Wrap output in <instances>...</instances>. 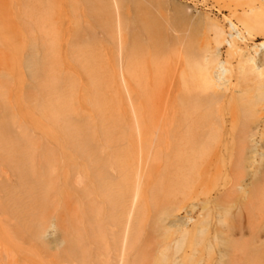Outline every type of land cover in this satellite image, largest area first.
<instances>
[{
	"label": "rangeland",
	"instance_id": "374dc122",
	"mask_svg": "<svg viewBox=\"0 0 264 264\" xmlns=\"http://www.w3.org/2000/svg\"><path fill=\"white\" fill-rule=\"evenodd\" d=\"M116 1L0 0V110L13 119L14 137L24 133L32 141L36 171L53 173V197L68 190L63 203L86 233V264H167L175 257L185 264H220L222 251L232 253L228 241L240 243L238 250L256 249L264 260V197L252 224L244 209L252 182L260 171L264 176V82L245 64L264 42V0ZM229 20L247 37L236 45L243 54L225 42L231 41ZM244 23L252 26L251 35ZM217 52L227 69L221 83L205 76V59ZM43 69L48 98L39 89ZM233 92L235 99L212 108L189 103L197 95ZM53 108L54 118L86 125L105 176L95 175L90 164L87 171L68 169L66 180L61 168L67 163L42 126L53 127L41 116ZM260 125L257 153L240 167L246 133ZM179 145L187 167L174 162L180 161ZM41 153L55 160L47 163ZM1 182L17 185L11 166L0 159ZM236 184L243 189L233 192ZM123 189L128 211L118 224L105 197ZM84 190L93 193L86 202ZM1 201L0 264H55V237L47 246L34 240L22 216L2 209ZM85 203L81 224L75 214ZM166 213L190 221L183 240Z\"/></svg>",
	"mask_w": 264,
	"mask_h": 264
},
{
	"label": "bare ground",
	"instance_id": "6f19581e",
	"mask_svg": "<svg viewBox=\"0 0 264 264\" xmlns=\"http://www.w3.org/2000/svg\"><path fill=\"white\" fill-rule=\"evenodd\" d=\"M116 2L113 3L114 7H117L116 4L119 5ZM117 9L119 8L117 7ZM228 22H229L230 31H231L228 37L231 39V41H228V40L226 41L225 39V42L229 44V47L232 50L234 51L236 50L235 52L239 54H243L244 51L240 48L237 49L236 45L246 44L247 37L244 31L242 30V28L239 27L236 23H234L232 20H229ZM118 25L121 26L120 24ZM243 25H244L243 29L246 30V34L251 35L252 26L249 23H244ZM217 35L219 39H222V37L224 36V32L220 31L217 33ZM2 38L6 44L7 38L6 37L5 38L2 37ZM122 48L123 47H121V50ZM253 50H254V55L247 57V61L245 62V64L248 65L249 72H251L252 74H256L259 80H261V82H264V42L256 44L253 47ZM219 56H220V53L217 52L213 60H211L210 58L205 59V62H206L205 63L206 64L205 76L207 79L211 78L212 81L217 82V83H221V81L224 79L223 76L227 73V69L225 68V62L220 61ZM14 68H16V66H14ZM121 70L122 68L120 66V71ZM44 73H45V69H43L39 75L40 76L39 89H40V94L48 98L50 95H47L44 93L46 92V90H50V88L48 86H45L43 83L42 76L44 75ZM46 74H47V70H46L45 75ZM57 92L59 93V91ZM236 93L237 92H233L230 96L229 95L225 96L224 93L212 94L209 96L206 95L204 97H202L201 95H197L195 97H191L189 103L191 104V106L193 103V105L197 106L198 108L203 107V108L208 109L209 107L212 108L214 106L221 104L222 100L231 101L235 99ZM52 95H54V93H52ZM35 100H37V98H35ZM51 101H50V104H51ZM40 104L43 106H46L44 105L42 99H40ZM57 105L59 106V104ZM0 111H2L0 112V159L7 162L11 166V169L14 175L17 177L16 186H10L9 184L7 185L4 182L0 183V197L3 198V201H1L2 209L5 208L7 211L12 210V212L15 213L16 216L17 215L18 217L22 216V219H24L25 222H27L26 228L28 232L26 233H29L30 237H32L34 240L46 246L53 243L49 241L53 240L54 237L50 236L46 242H43L40 239H38L41 226L47 224L49 221H56L55 224H56L57 229H59V233H57V235L55 236V241H54L55 246L51 247L52 250L58 252L57 254L53 255L55 264L57 263L60 264L64 262L74 263L76 261L78 263L80 262L81 264H86V255L89 253V249L84 239L86 236V233L84 236L83 234L84 232L82 231V228H80V230L78 231V228L75 227V222H77L78 219H76L74 215H70L69 212L66 211V208L63 203L64 199L67 200V198L68 199L70 198V195L67 192L68 190L61 189L58 191L57 198L56 196L55 198L53 197L54 190H55V187H54L55 185L53 181L51 180V178L53 177V173L52 174L51 173L49 174L48 172L44 173L43 170H41L40 172L36 171L33 164L31 165L32 157H33L32 150L34 148V146L32 145V141H29V140L26 141V139L24 138L25 136L24 133L21 134V137H18V138L14 137L13 122H12L13 119L8 118L11 116H9L6 109L0 110ZM53 111H54V108L52 109V113L50 112L48 116L42 113L43 111L41 112L42 113L41 116L53 127L49 128L45 124H42V126L47 129L48 131L47 135L53 138L54 144L58 147L60 154L62 155V157L67 163L66 169L63 167L61 168L62 173H64V176L67 177L66 180H68V175H69L68 169L70 168L82 169V170L86 169L87 171L90 167V164L93 165V173L95 171L97 172V174L95 175H97L98 177L105 176L104 174H102L103 167L97 161L98 159L97 157H95L96 153L93 152V147L91 146V144H89L92 139V136L88 135L87 133L88 130H86L87 127H85L86 125L83 124L82 126L80 122L78 125V123L76 124V122L72 120L73 118L69 120L70 117H68L67 119L65 118L63 120L59 118H54L53 114L55 112L53 113ZM57 115L59 116V114ZM54 116L56 117V114H54ZM60 118L62 117L60 116ZM202 118L204 120V123H207L208 121L207 116L206 115L202 116ZM259 128H261V125L256 127L251 132L246 133V136L242 142L244 146L240 154L242 157V159L239 161L240 167H243L244 160L250 161L254 157V155L257 153V149L259 145V142L257 139V136L260 130ZM175 154L179 156L178 158H180V161L175 160L174 162L175 163L176 161L178 163L180 162L179 167L183 168V166L185 165L184 159L187 158L186 161L188 160V157H186L187 152L183 149L182 145H179L178 151ZM40 157L47 163H51L53 160H55L54 156L48 153H41ZM189 159L191 158L189 157ZM197 159L195 158L194 160H197ZM35 161H36V158L34 157L33 162ZM192 163L188 162V164H192ZM172 165L174 166L175 164H171L170 166ZM179 167H177L179 171L183 170V169H180ZM99 170L101 173L98 172ZM259 175L260 176L257 179L255 178V181L252 182V185H253L252 191L247 192L248 202L244 206L246 215L248 216V219H250L249 221L250 224L253 223L255 214L258 213V210L263 205V197H264L263 171H260ZM166 181L167 182L169 181L168 174L166 175V179L164 180V182L166 183ZM165 185H167V183ZM241 189H243L242 186L236 184L234 186L233 192L239 191ZM127 191L123 189L120 193L116 195L112 196L109 194L107 197H105L107 199V204H108L107 211L111 213V220L114 223L121 224L124 216L127 215L128 199H129L128 198L129 194L127 195ZM99 193L100 195L102 194V192H99ZM91 194H93L91 191L90 193H88L86 192V190H84L83 197H84L85 202H86V199H89L88 197ZM104 196L106 195L104 194ZM78 207L79 206L77 205L76 206L77 210L79 209ZM29 208L30 210L28 211ZM41 208L51 210L52 214H49L46 217H42L43 215L40 216L39 214H37L38 213L37 209H41ZM61 209H64V210L60 212ZM34 210L37 212L34 213L33 212ZM44 211L46 210H43L42 212L45 213ZM76 212L77 214L75 215H77V217L78 215H80L79 222L81 221V224H82L83 221L86 220L87 218L86 217V203H85V206H83L81 210L79 209ZM16 216H13V217H16ZM166 220L168 221V225L170 227L178 229L180 233V237H179L180 239L183 240L188 235L189 230L187 229V227L190 224L189 220L179 215H175L174 213H166ZM221 221H222V218H221ZM205 229L206 227H203L202 231L205 232ZM89 234H90V231H89ZM240 245H241L240 243H236L233 241L226 242L227 249L229 250V252H232V253L229 254L227 251L226 253L225 251L224 252L222 251L220 264H264L262 254L258 253L256 249L247 250V248L245 247V249L243 248V249L238 250ZM237 252H241V255H238ZM182 263L185 264L183 258L175 257L172 260H170L167 264H182ZM130 264H141V260L140 261L136 260Z\"/></svg>",
	"mask_w": 264,
	"mask_h": 264
},
{
	"label": "clouds",
	"instance_id": "9594fccd",
	"mask_svg": "<svg viewBox=\"0 0 264 264\" xmlns=\"http://www.w3.org/2000/svg\"><path fill=\"white\" fill-rule=\"evenodd\" d=\"M57 231L58 229L56 227L55 222L49 221L47 224L41 226L38 239H40L43 242H46L50 236L55 237V235L57 234Z\"/></svg>",
	"mask_w": 264,
	"mask_h": 264
}]
</instances>
